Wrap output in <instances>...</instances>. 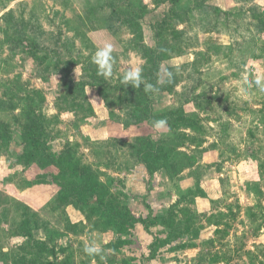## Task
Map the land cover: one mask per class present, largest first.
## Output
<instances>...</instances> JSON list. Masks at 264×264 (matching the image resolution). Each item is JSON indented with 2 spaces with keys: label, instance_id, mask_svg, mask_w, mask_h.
I'll return each mask as SVG.
<instances>
[{
  "label": "rangeland",
  "instance_id": "obj_1",
  "mask_svg": "<svg viewBox=\"0 0 264 264\" xmlns=\"http://www.w3.org/2000/svg\"><path fill=\"white\" fill-rule=\"evenodd\" d=\"M176 6L181 17L168 18L156 36L154 25L170 9L165 1L0 0V264H264V90L255 83L264 78V0H178ZM10 10V23L26 37L4 39ZM133 15L142 26L139 42L124 25ZM159 39L170 53L161 62V78L167 69L174 80L152 96L151 110L181 109L196 117L197 128L181 126L195 142L179 148L185 155L169 170L150 173L131 160V145L142 158H154L155 139L171 133L137 118L130 103L135 99L124 100L119 77L125 67L143 66L138 44L155 47ZM104 42L114 45L115 57L112 79L99 75L106 86L91 71L97 68L92 55ZM32 50L51 54L50 65ZM70 55L77 61L68 74L55 69L56 59ZM73 100L80 107L73 108ZM29 103L55 117L49 141L55 167L21 156L22 112ZM69 143L78 144L71 154L65 153ZM97 143L104 144L92 149ZM90 169L100 170L102 181L106 175L120 181V206L137 218L165 215L198 184L194 201L181 202L196 215L194 225L202 226L197 238L192 232L169 240L158 224L147 230L136 223L121 235L92 229L72 203L60 199ZM216 227L227 228L228 235L206 244ZM97 236L110 243L103 256H89L83 248ZM118 241L123 243L113 249ZM182 243L196 247L178 249Z\"/></svg>",
  "mask_w": 264,
  "mask_h": 264
},
{
  "label": "trees",
  "instance_id": "obj_2",
  "mask_svg": "<svg viewBox=\"0 0 264 264\" xmlns=\"http://www.w3.org/2000/svg\"><path fill=\"white\" fill-rule=\"evenodd\" d=\"M155 4L159 5L160 1H165L170 4V9L166 14L167 17L164 18V21L160 23H156L154 28L159 29L156 31V36H161V29L164 26L165 22L168 18H178L181 17L180 9L176 4L178 0H153ZM12 11H8L5 13V23L6 30L3 31V37L6 40H19L26 36H24L21 32L17 30L11 23L9 18L12 17ZM134 15L137 14L133 12ZM132 16L130 19H126L124 21V25L128 26V28L133 33V41L139 42L142 40V26L137 21L135 16ZM173 19L171 21H174ZM9 30H12L13 33L10 34ZM32 45V49H39L37 45V40L34 37H27ZM137 50L141 53L142 59H144L143 64V77L145 80V86L140 88H134L131 85H123L120 86V92L124 93L126 96V102L131 99H135L130 102L134 104V112L137 118L147 123L149 126L153 127V121L158 119H165L167 121L166 127L170 130L171 135L167 138H159L155 139V147H156V156L154 158H142L141 152L135 144H132L130 147L129 155L131 160L140 162L144 164L146 170L150 173L157 169H170V164L174 161H178L181 159L185 153L179 150L180 147H184L186 145V141L193 145L195 142V137L189 135L185 132V130L181 129V126L189 127L190 130H194L197 128V119L191 116L185 115L181 109H171L165 111L163 113L157 114L152 112L151 105L153 103L152 96L158 92H164L169 88V85L172 84V80L174 78L171 77L170 82H167V78L163 77L166 82L160 83L161 81V62L164 59L169 58V47L167 46V41L157 40L155 43V47H146L138 44L136 46ZM32 55L35 59L41 60V62H47L48 66L50 65V60L52 59L51 54L44 51L43 56H37V53L32 50ZM76 57L70 55L67 60H57L55 69H60L64 71V74H68L67 67L70 66L71 63H76ZM79 60V59H78ZM64 66L60 68V65ZM47 66V67H48ZM94 79L106 86L107 83L98 75L97 68L91 70ZM152 84L158 90L156 91H148L146 90V85ZM69 86V85H67ZM80 85H75V87H79ZM102 86V87H104ZM72 87V86H71ZM77 90V88H75ZM28 93V92H27ZM99 93L102 95L103 99L107 103L106 92L100 88ZM81 94H83L84 98V90H81ZM80 94V96H81ZM77 97V96H76ZM75 97V98H76ZM79 97V96H78ZM196 96L195 98H198ZM85 99V98H84ZM75 100L72 101V107H80V104L75 103ZM118 105H124V101L121 102L120 97L118 99ZM34 105L29 103L26 105L25 110L22 112V117L25 119L22 122V126L20 128L19 136L23 146L22 157L28 158L32 161H35L37 165L46 167L50 166L53 154L50 152L49 141L53 139V136L50 132V127L54 124L55 117L48 118L42 113H37L34 109ZM111 117H115L116 114L111 113ZM19 119V118H17ZM16 119V120H17ZM57 121V119H56ZM180 126V127H179ZM102 143L95 144L92 149L96 150ZM104 144V143H103ZM102 144V145H103ZM77 143H69L65 147V153H70L75 150ZM158 151V152H157ZM126 155H118L116 158L126 159ZM68 157L67 159H69ZM72 158V157H71ZM55 167L54 165H51ZM126 170L129 169L128 163H125ZM119 170V168H117ZM121 169H124L123 167ZM49 174H53L48 170ZM89 173L84 175L80 182L76 184L73 183V189L69 193H65L61 195V200L64 199L65 202H70L72 205L80 211L86 221H88L91 225L92 229L99 231H107L112 229L114 232L119 235L127 233L129 229H133L136 223L142 224L145 229H149L150 226L160 225L166 231V238L171 240L172 238L175 240L179 238L181 235L189 234L194 232V237L197 238L199 230L202 228L201 225H194L195 220L197 219L196 215L191 212V210L187 206H183L181 204L182 200L190 199V201H194V194L199 189V185L195 186L194 190H188L187 194L178 198L177 202L167 211L165 215L160 217H154L152 219L135 217L132 216L127 210L122 209L120 206L119 200L117 198L116 191L118 190L117 185L120 184V181L110 175H106L104 181L100 180L99 176L101 174L100 170H89ZM182 205V206H181ZM180 214V217H179ZM191 226V228H190ZM197 227V228H193ZM228 235V229L225 227H216L214 230V239L208 240L206 244H213L217 239L225 237ZM29 239L35 244H39L43 249L47 250L46 244L39 240H34L32 236L29 234ZM121 239V238H120ZM122 241H118L115 245H110L113 249H116ZM185 247H196L194 243L192 244H179L177 246L178 249H183ZM25 261V259H22ZM25 263H31L27 261Z\"/></svg>",
  "mask_w": 264,
  "mask_h": 264
},
{
  "label": "clouds",
  "instance_id": "obj_3",
  "mask_svg": "<svg viewBox=\"0 0 264 264\" xmlns=\"http://www.w3.org/2000/svg\"><path fill=\"white\" fill-rule=\"evenodd\" d=\"M92 62L97 66L98 75L105 79H112L114 75L115 57H114V45L111 42H104L99 45L94 54L92 55ZM164 76L167 78V82H170L172 73L167 69L164 70ZM123 85H131L134 88H140L141 85L145 86V80L143 77V66L140 63H136L132 67H125L122 75L119 77ZM264 78L258 77L255 81L256 85L264 90ZM166 82L165 79H161L160 83ZM247 83V80L245 81ZM146 90L156 91L158 90L154 85L147 84ZM167 124L165 119H158L153 121V127L155 129H163ZM110 240L106 236H97L95 241L85 245L83 251L89 256H103L104 246L109 244ZM4 252H8L9 248L2 249Z\"/></svg>",
  "mask_w": 264,
  "mask_h": 264
}]
</instances>
